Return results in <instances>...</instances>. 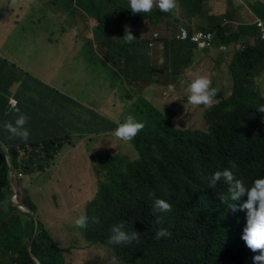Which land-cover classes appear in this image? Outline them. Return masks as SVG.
Segmentation results:
<instances>
[{
  "label": "trees",
  "instance_id": "obj_1",
  "mask_svg": "<svg viewBox=\"0 0 264 264\" xmlns=\"http://www.w3.org/2000/svg\"><path fill=\"white\" fill-rule=\"evenodd\" d=\"M52 3L63 16L69 15L67 23L62 22V33L79 40L80 37L75 36L73 28L95 31L96 44L102 54L99 55L94 50L90 39V43L87 42L90 57L96 61L100 56L106 57L110 62L107 70H110L118 81L123 76L135 77L144 87L140 90L128 87L126 95L122 97L125 102H114L110 95H101L97 102L106 115L101 122H98L94 108L88 110L69 99L70 106L56 108L57 118L48 115L43 121H39L51 125V128L56 130L51 132L50 137L38 141L27 138L14 143L12 136L8 138L13 145L9 148V153L24 206L36 215L32 201L33 193L39 189L36 175H45L59 160L68 142L59 138L57 130L62 131L65 128L67 119L74 123L78 132L86 131L93 122L97 129L93 132L95 137L82 139L80 143L85 142L84 147L93 145L94 149L103 148L101 157H106L109 152L107 142L113 137L108 135L99 140V135L112 133L127 115H132L145 127L143 126L129 142L134 143L140 163H144L146 167L151 160L155 167L164 170L167 182L159 199L170 203L171 209L163 213L154 212L152 208L150 216L153 218H150L146 212L151 207V202L135 192L132 187L134 181L128 180L123 185L126 190L115 192L114 188L122 185V177L118 174L109 175L108 182L100 185L97 198L86 208L85 214L89 217V222L84 235L89 240L109 244L108 236L113 224L123 222L125 229L133 225L134 229L140 232L139 243L112 245L116 258L122 261L126 258L130 264H252L251 257L258 254L259 250L253 253L240 238L244 213H232L227 208V202L218 201L208 207L213 194H223L227 189V185L222 181L210 186L208 177L212 172L224 168L230 169L235 177L245 184H251L254 179L264 176V113L257 111L264 105V97L261 88L256 86L257 70L264 65L262 40L258 38L254 46L245 47L242 54L236 57L233 68L236 78L234 93L229 100L222 101L205 112L208 131L183 132L172 128L171 121L179 116L171 109L172 106L160 105L147 97V87L152 82L150 78L143 77L146 73L153 75V72H157V67L152 65L150 70L131 72L130 66H121L123 56H128L126 61L130 65L145 62L146 56H149L152 35L156 31L164 35L169 30L154 22L156 11L141 13L150 21L149 27H144L149 31V35L140 41L128 42L126 37L130 32L123 24L126 18L122 19L130 13L125 0H52ZM153 7H158L155 2ZM20 22L21 20L10 23V27H17ZM134 22L139 23V19ZM202 28H205L204 25L200 26V29ZM225 28L227 26L220 25L213 28L212 32L225 35ZM230 38L227 37L225 41ZM7 61L0 57V90L6 89V92L0 95V120L6 116L5 124L9 122L8 116L16 118L20 114L32 119L30 111L23 106L20 93L23 89L37 91L35 87L39 82L33 80L36 84L26 85L23 74L17 71L16 65ZM173 62L176 63L168 59L163 67L165 83L177 81L171 71L164 73ZM132 82L135 83L130 80L129 84ZM95 83L101 87L106 81L100 79ZM116 84L114 82V85ZM17 85L21 86L19 97L23 103L19 107L23 108L7 115V89L10 92V89ZM35 94H38V91ZM90 101L93 100L87 99L88 104ZM80 113L91 118L85 121ZM165 122L167 125L163 128ZM25 127H30L28 118ZM161 135H165L168 142L160 139ZM151 143L162 147L158 155L150 151L148 144ZM163 153L170 156L168 167L163 160L155 159ZM93 157L96 159V155ZM98 161L94 163L101 167L100 172L106 163L115 160L106 157L104 162L101 158ZM9 171L8 157L0 147V214L6 208L9 210V218L0 225V264H38L34 256L40 264H69L62 255V248L42 224L39 221L37 223L35 216L19 210L13 203L14 189ZM209 224L208 237L206 227ZM160 228L167 229L168 235L156 239L155 233Z\"/></svg>",
  "mask_w": 264,
  "mask_h": 264
},
{
  "label": "clouds",
  "instance_id": "obj_2",
  "mask_svg": "<svg viewBox=\"0 0 264 264\" xmlns=\"http://www.w3.org/2000/svg\"><path fill=\"white\" fill-rule=\"evenodd\" d=\"M36 1L37 0H31V2H28L27 0H11V1L8 0V3L22 5L23 7H29L30 5L37 3ZM214 1L216 0H125V2L128 3V9L132 14L147 13L151 10L156 11L153 17L154 22L159 23L161 24L160 26L169 29L168 31L165 32L164 35L160 33H154L151 38L150 48H154L155 41L158 42L160 35H161L163 45H164V46L163 45L161 46V49H162L161 51L162 52L169 51V52H167L166 58L163 61V64H160L159 62H157V65H155L154 62L152 64V65H155L156 67L158 66V70H155V71H158L159 73H161V78L158 81L160 85L156 87L158 88L161 87L163 88V90L149 89L148 87L152 84L151 83L147 87V91H148L147 97H149L150 93L154 92L159 97H161L160 101L161 100L169 101L172 99L171 97H173V96L171 97L169 96V91L175 89V87L178 86V88L183 90V93L185 96L187 92L191 94V95H187L186 98L189 99L193 104H201V103H203L202 105L206 104L207 108L203 106V108L206 109L205 112L207 110H210L215 105L221 103L222 101H227L231 98V96L234 93L235 79H236L233 73V68L235 65L234 61L237 56L242 54V52L245 50V47L247 46H242L243 49L240 44L233 46L230 43V40L231 38H239V37L242 38L243 35L247 33V35L251 36L255 41L258 38H260L262 42L264 43L262 39V34L260 33L258 29V23L259 22L264 23V18H263L264 2H258V1L247 2V0H233V2H238L241 5V7L245 10V14L250 20V22L244 21V17L242 14L243 9H242V11L237 14V16L240 18V21L237 23H233V21L230 20L232 14L231 15L217 14L216 7L213 5ZM154 2L156 3L158 7H155V8L153 7ZM37 5L39 4H35V6ZM28 13H31V12H28ZM138 19H139V23L130 22V25L131 26L136 25L138 27L140 24L145 23L146 26L140 27V33L130 32L131 30L128 29L130 32V34L128 33L126 37V40L128 42H130L131 40L140 41L146 35H149V32L148 34L144 33V31L147 30L144 27H149L150 21L146 23L144 22L143 19L141 18H138ZM215 19H220V22L217 23L216 25H210L209 23L211 21H214ZM60 20L62 22L65 21L63 17H61ZM252 20L253 22H251ZM202 25H204L205 27L204 29L203 28L200 29V26ZM220 25H223L224 27L227 26V28H225V35H221L217 32H212L213 28L218 27ZM246 28L248 32L247 30L246 31L244 30ZM199 33L212 34L214 36L213 45L205 49H200L199 46L192 41V39ZM89 35L93 42L92 47L95 50V47L98 48V45L96 44L95 31L89 32ZM227 37H231V38L225 41ZM88 39L90 40V38ZM76 43H77V40L74 39V44L72 46L73 47L72 49L74 50L76 49L75 48ZM178 43H180L182 46H178L177 45ZM118 44L119 43H117V45ZM254 45H255V42L250 46H254ZM150 48L148 50L149 52L148 54L151 57L152 52ZM232 48H236V54L231 63L232 65L228 67L227 71H223V74L220 68L219 79H218V84H217L216 82L212 80V76L214 73L212 74L210 72L216 70L217 67L214 68V65L218 64L217 60L219 58V55L223 53H227V52L230 54V50ZM89 50L90 48L88 45L85 47H82V50L79 52L80 53L79 58H81V60L83 58L87 59L90 70H91L90 68L91 64H92V67L93 66L97 67L100 62L99 60H102L105 63L104 69L107 70V67L110 65L109 59H106V57L104 56H100L98 60L99 62H98L92 59L91 57H89L90 56L88 52ZM84 53H86V55H84ZM67 55H69V50L67 51ZM199 55H202L200 57V60L198 59ZM122 58L126 59L128 58V56H123ZM215 58H217L216 61H214ZM168 59H172L173 61L176 62V63L173 62L171 64H173L175 68L178 67V69H175V71L178 70V72H175V71L174 72L171 71V72L173 73L174 78H177V81L165 83L166 81L164 79L162 72H163V67L165 66ZM197 59L198 61H195ZM206 61H212V63L209 65H206ZM89 69H87V71ZM260 69L261 68L257 70L258 73L256 76V86L262 89L261 84L257 85V79L262 77L260 75V72H261ZM107 71L109 72L108 73L105 72L106 74L111 73L110 70H107ZM103 73L104 72H99L97 74H103ZM224 73L226 74L224 75ZM97 74H93L94 76H96L94 80V84L96 85V90L95 91L90 90L91 94H88V95L93 96L94 101H97V99H99L100 96L104 94H108L113 99H116L114 83L110 81H106V84L100 87L99 85L95 83L96 81L100 80V76H97ZM210 74H212L211 80L213 82L209 79ZM137 82L140 83V86L132 87V89L140 90L144 87L140 81H137ZM214 87L216 88L214 89ZM111 90L112 92H110ZM99 91L102 94L99 93ZM226 91L230 93V96L227 97L224 95ZM18 93H20V91H18ZM166 97H168L169 99ZM32 98L34 101L38 100V97L32 96ZM149 98L153 99L151 97ZM67 100L69 102L67 105L68 107L71 105V101L69 99ZM75 100H80V99H75ZM85 100L86 102H85V105L83 106L86 107L88 110H93L90 104L88 105L86 98L83 100V102ZM156 100L158 101L159 99H156ZM13 101L17 103V106H13ZM10 105L13 108H17L19 106V102L16 99H13V97H11L9 99L8 106L10 107ZM26 105H29V104H26ZM26 105H24L25 108H27ZM163 105H167V104L163 103ZM169 105H172L173 107V104H169ZM47 106L48 105L34 106L38 108H35L34 110H29L30 114H33L34 112H38V111L39 112L44 111L47 114V117L48 115H50L52 118H57L58 113L56 112V108L58 107L62 108V105L52 104L49 106L54 109L55 111L54 115H51L50 109ZM184 111H185V108H184ZM257 111L260 113H264V105L260 106L257 109ZM182 113L183 112L179 113V116H176L173 119V121H171L172 128L178 131H183V132L194 131L190 129L185 130L184 127L181 128L179 125L176 124L178 123L180 119L183 118V117L180 118V116L184 115ZM80 114L85 118V121H88L91 118V116L87 114H83V113H80ZM105 116L106 115L103 112L101 116V120H103ZM59 117L62 118V115L59 114ZM26 118H28L29 122L30 120H32L31 118L25 117L23 114H20L15 118L14 122L5 123L4 127L7 129L8 133L11 136L19 137L24 140H26L27 138L34 140V138L38 137L37 134L41 135L42 138L50 137L51 132L56 131L55 129L53 130L51 128V125H48L45 122H39L42 119H40L39 117H36L35 120L37 121L38 127L42 125L43 128L42 130H37L35 129L36 127L33 126L34 135H33V138H31V135L28 132L30 127L28 129L25 127ZM101 120L99 121L98 119V122H101ZM31 124L32 123L30 122V126ZM149 124H150V120H148V125ZM166 125L167 124L165 122L163 124V128H165ZM143 126L145 127V125H143L142 122L135 119L132 115H127L124 118L123 122L118 124V126L113 130L112 133L110 134L104 133L102 135H99L100 137H98L100 140V138L107 137L109 135L113 137L112 140H115V139H119V140L116 142L112 140L107 142L108 144L107 147L109 149V152L107 153L106 157L109 158V160H115V161H109L108 163H106L105 166H103V168L100 170V172H99V169L101 167L98 165H95L97 175L100 177V179L93 185L92 191L88 193L87 195V199L85 203L83 204V214L75 217L73 221L74 225L77 228L82 230L83 232L82 238L87 243L86 245L91 244L93 242H100V241L89 240L87 236L84 235V230L88 226V222H89V217L85 214V211L88 205L97 198L100 185L108 182L109 175L118 174V175H121L122 177V185L116 188L113 187L115 192L126 190V188H124L123 185H125L128 180L131 179L134 181V186L132 187L135 189V192L138 194H142L144 197L148 198L151 202V207L146 212L150 218H153L152 216H150L152 212V208L154 212H163V213H166L170 211L171 209L170 203H167L166 201L159 199L163 195L162 190L164 189L166 182H167V176L163 172L164 170L155 167L152 164L151 160H149V162L147 163L145 167L144 163H140L139 154H138V151H136L134 143L129 142L136 136V134L143 128ZM65 128L70 129L68 137H64L62 134V131ZM65 128L62 131L57 130L59 132L58 136L59 138L66 139L68 143L70 142L71 137L74 138L73 141H71L70 143V149L66 148L68 144L67 143L61 153L59 160L55 162V165H53L46 174L54 170L59 171L60 168L63 166V162L66 160L69 152L77 149L79 145L81 144L80 142L82 141V139H86L92 136L95 137V135H93V132L97 130L92 122V124L90 125V127L86 129V131L78 132L77 127H75L74 123L70 119L66 120ZM160 139L162 140L165 139L167 141V138L165 137V135H161ZM76 141H79V143H76ZM114 143L121 144V145L117 146ZM113 146H115V148H113ZM126 146H130L132 149L128 153H123L122 148ZM148 146L151 149L150 151L155 152L156 155H158L162 151V147L157 146L155 143L148 144ZM0 147L3 149V151L8 157V164H9V169H10L9 156L11 157V155L9 153V149L6 147L5 142H3L2 140H0ZM4 147L8 150V153L6 152ZM115 150L117 151V155L113 156L112 153ZM106 157L102 159V162L105 161ZM155 159L163 160L165 163V166L168 167L170 156L169 154L163 153L160 157H155ZM11 160H12V157H11ZM9 177H10L12 188L14 189V194L12 196L13 203L15 204L16 207H18L19 210L25 211L27 213L34 215L33 211L30 208L24 206V204L21 202L22 197L19 194V188L16 182L18 180L16 179L15 170L13 167V160H12V174H10V171H9ZM40 177H37L36 175V179L37 178L39 179ZM218 181H222L224 184L227 185L226 192L223 194L221 193L213 194V197L208 207H211L218 201H220L221 203L227 202V208L232 213H237V212L244 213V226H243L240 238L244 242L245 246L248 249H250L253 253H256L257 250H259L258 254H255L251 257L252 264H264V176L254 179L251 182V184H245L241 179L236 178L234 173L230 169L224 168L222 170H217V171L212 172L211 175L208 177V182L210 186L216 184ZM15 194H16L17 201H14ZM35 219L37 220L36 217ZM37 223H38V220H37ZM42 226L52 236L51 232L44 225ZM209 230H210V224L206 227L208 237H209ZM36 232H38V229L36 230ZM167 235H168L167 229L160 228L156 231L155 238L160 239L161 237H166ZM52 238L55 240L53 236ZM139 239H140V232L135 230L133 225L131 228L125 229L124 223L121 222V223L113 224L111 226L110 235L108 236V243L110 245L109 244L107 245L110 246L114 252V248L112 245L132 244L133 242L139 243ZM55 241L62 248L63 250L62 255L65 258V252L68 251L69 249L62 247L61 243H59L57 240ZM34 258L36 259L37 263L40 264L39 260L35 256ZM117 260L119 262H122L123 264H130L126 260V258H125V261H122L120 259H117ZM70 264H73V263L70 261ZM90 264H94V263H90Z\"/></svg>",
  "mask_w": 264,
  "mask_h": 264
},
{
  "label": "rangeland",
  "instance_id": "obj_3",
  "mask_svg": "<svg viewBox=\"0 0 264 264\" xmlns=\"http://www.w3.org/2000/svg\"><path fill=\"white\" fill-rule=\"evenodd\" d=\"M27 1L31 2V0H27ZM45 7L46 8L44 9L42 5L33 6V9L29 11L31 13L26 12L27 13L26 15L28 16L33 14V16L36 18V21L40 22L42 20L43 24L58 23L61 17H63V19L69 17V15H65V14H64L65 16H63V13H60L56 7H49V6H45ZM138 18L143 19L144 22L146 23L148 22L147 16H144L141 13L132 14L130 12L129 14H126L123 17V19L125 20L124 26H127L128 29L131 30L130 32L140 33V27L146 26L145 23L140 24L138 27L136 25L133 26L130 25V22L133 23L134 20H137ZM4 21L7 22L8 20L5 19ZM4 21L3 23H0V40H3L7 36L10 38H16L26 33V24L23 25V29L20 31V29L18 28L16 29V27H10V26L8 27L7 25L3 26V24L5 23ZM219 22L220 19H215L214 21H211L209 24L216 25ZM72 30L75 36L77 35V37H80V39L77 40V43L75 44V48H76L75 50L72 49L73 48L72 45L63 44L64 41L62 39H54L53 41L59 44H47V45H43L42 47L41 46L36 47V45L30 47L27 45L20 44L19 50L15 54L16 56H14L12 59L8 57L9 63L10 64L13 63L14 65H16L17 71L23 74V80L26 85L36 84L33 80H35L36 82L39 81L43 83L41 87L44 90V94L41 95V97H38V100L34 101L32 98V96L37 97L35 95L37 91L28 90V89H24L22 91L20 97L22 98L24 105L26 104L34 105V106L48 105L47 107L50 109L51 115H54L55 114L54 109L49 106L52 104L61 105L60 101L58 99L57 100L55 99L57 94L56 93L57 86L61 90V92L59 93L60 96L72 100L80 99L75 101L82 105H85L86 100L83 102L85 98L88 100H93V96H89L88 94H91L90 90L93 91L96 90V85L94 84V80L96 76H94L93 74H97L99 72H104L103 74H97V76H102L100 77V79H103L105 81H110L112 83L115 82L118 84L115 85L116 99L112 98L113 101L125 102L126 100H123L122 97L126 95L127 88L129 87L132 89V87H139L140 83L137 82L139 81V79L135 77L130 78L129 76H123V78H120V80L118 81L117 77L114 74L111 73L106 74L109 71L104 69L105 63L102 60H100L97 67L95 66L92 67L91 64L90 66L91 70H90L87 59L83 58L81 60V58H79L80 56L79 52L82 50V47H85L87 45V42H89L88 38L91 39L89 35L90 31L89 30L81 31V28H73ZM244 30L246 31L247 28ZM47 32H48L47 30L38 31L37 35L41 37L43 34L47 36V39L49 40L51 37L47 34ZM148 32H149L148 30L144 31L145 34H148ZM155 33L158 32L156 31ZM65 37L67 41H73L75 39L73 37L72 40H69L68 35ZM10 38H7L6 41L7 45H4V47L1 44L5 42L0 41V50H2V52L8 50L9 45L13 47L16 46L17 43H20L21 41L20 40L18 42H13L10 40ZM34 42L35 44H37L39 41L35 40ZM162 45H163V41H162V36L160 35L159 41L158 42L155 41L154 43V48H150L152 52L151 57L153 61L150 56H146L145 62L143 61L140 64L134 63L133 65H130L127 63L125 58H122L121 66L124 67L128 65L130 66L129 70L134 72L136 70L138 71H142L145 69L150 70L153 62L155 63V65H157V62L163 64V61L166 58V54L169 51L162 52L161 51ZM177 45L182 46L180 43H178ZM37 50L41 51L42 53V56H38L39 57L38 62L36 61L37 58H35L33 55V53L38 54ZM68 50H69V55H67L66 52ZM95 50L99 55L102 54L101 50L98 49L97 47H95ZM228 54L229 53L227 52L219 55L217 68L212 76V80L217 84L219 79V70L223 62L228 58ZM84 55H86V53H84ZM216 59L217 58H215L214 61H216ZM87 69L89 70L87 71ZM175 69H178V67L175 68V66L171 64L170 68L167 71H164V73L166 74L168 71L174 72ZM156 70H158V66ZM260 71H261L260 75L262 77L257 79V85L261 84L262 95L264 97V65L261 67ZM225 74L226 73H224V75ZM56 77H58L57 85L53 84V82L55 81L54 79ZM143 78L144 79L150 78L152 84L148 87L149 89L163 90V88L161 87L160 88L156 87L160 85L158 81L161 78V73H159L158 71L155 73L153 72V75L146 73ZM122 80L124 82H122ZM130 80H134L135 83L133 84L132 82L133 85L132 84L130 85L129 84ZM215 88L216 87H214V89ZM10 92L13 99H16L19 102V106H20L22 100L19 97L18 91H15L13 90V88H11ZM4 93H5V88L0 90V95H3ZM99 93L101 92L99 91ZM187 95H191V94L187 92L186 96ZM224 95L228 97L230 96V93L226 91ZM169 96L170 97L173 96L171 97L172 98L171 100L169 101L161 100L162 101L161 102L160 101L161 97H159L156 93L152 92L149 94V97L155 99V101H157L156 99H159L157 102L160 105H163V103L167 105L173 104V107L171 108L172 110H174L178 114L183 112L182 114L184 115L180 116V118L182 117L183 118L180 119L178 123H176L181 128L184 127L185 130L190 129V130L208 131V124L204 116L206 109L203 108V106L207 108L206 104L204 105H202L203 103L193 104L189 99L186 98V96L183 93V90L178 88V86H176L175 89L169 91ZM91 104L95 105V107L92 106ZM19 106L17 108H13L10 105L7 114L10 115L12 111L23 108V106L22 107ZM90 106L95 109L98 115V119L100 121L103 111L99 103L93 100L90 101ZM40 115L44 118L47 117V114L44 111H41ZM144 119L145 118H142V120ZM8 120L9 122H14L15 118H11L8 116ZM30 122L33 124L34 127H36L35 129L42 130L43 126L41 125L38 127L36 120L34 121L32 119L30 120ZM4 125L5 124L0 123V128L1 127L4 128V133L0 135V139H3L5 141L6 139L10 138L11 135L8 133ZM69 130H70L69 128H65L62 131L64 137H68ZM37 135L38 137L34 138V141L41 140L42 136L39 134ZM103 138L105 137L100 138V140H103ZM12 139H13L12 143H14V141L20 142L22 140L21 138L15 136H12ZM73 139L74 138L71 137L70 142L66 146L67 149H70V143L71 141H73ZM12 143L10 142L8 145H6V147L8 149L11 148L13 146ZM76 143H79V141H76ZM83 145H85V142L81 143L77 149L69 152L66 160L63 162V166L60 168L59 171L54 170L46 175H42L37 180L39 189L37 192L33 193L32 195V201L34 202V206H35L34 210L36 213L35 217L37 218L38 221L41 222L42 225H44L51 232L55 240L61 243L62 247L69 249L68 251L65 252V258L68 259V260L66 259V261H68L69 264L70 261L73 264L75 263L76 264H90V263L123 264L122 262H119L117 260L112 248L107 244H103L100 242H93L91 244L86 245L87 243L82 238L83 236L82 230L77 228L73 223L75 217L83 214V204L87 199V195L92 191L93 185L100 179V177L97 175L95 164L93 163L100 160V158L101 159L104 158L101 157V152L103 148L94 149L93 145H91L90 147L87 146L84 147ZM115 145L119 146L121 144H115ZM131 149L132 148L130 146H126L122 148L123 153H128L130 152ZM112 154L113 156H116L117 151L116 150L113 151ZM93 155H96V159H94ZM14 201H17L16 194L14 196ZM8 212L9 210L6 208L0 214V225L5 221V219L9 218ZM21 224L24 225V222L21 221Z\"/></svg>",
  "mask_w": 264,
  "mask_h": 264
},
{
  "label": "crops",
  "instance_id": "obj_4",
  "mask_svg": "<svg viewBox=\"0 0 264 264\" xmlns=\"http://www.w3.org/2000/svg\"><path fill=\"white\" fill-rule=\"evenodd\" d=\"M251 1L264 2V0H247V2H251ZM35 4H39L37 6L42 5V7H44V9L46 8L45 6L54 7L52 0H38L37 3H35ZM35 4H32L29 7H23L22 5L10 4V3H8V0H0V23H3V21L5 19L8 20L7 22L4 21L5 23L3 24V26L7 25L9 27L10 23L19 22L21 20L20 24L16 27V29L18 28L21 31L23 29V25L26 24V33L24 35L16 37V38H10L7 36L3 40H0V41L5 42V43L1 44L2 46L7 45V43H6L7 38H10V40L13 42H18L21 40L20 43H17L16 46L12 47L9 45V49L6 50L5 52H2V50H0V57L2 59L8 60V57H10L12 59L14 56H16L15 54L18 52L20 44L27 45L30 47L36 45V47H38V46H43V45H47V44H59L53 40L54 39H62L64 41L63 44H66V45L70 44L73 46L74 40L73 41H67L66 37H65V36H67V33L66 34L62 33L63 28H62V21L61 20H59L58 23L43 24L42 20L40 22L39 21L37 22L36 18L33 16V14L28 15V16L26 15V12L31 11L33 9V6H35ZM213 5L216 7L217 14H220V15H231L232 14V16H231L232 19H230V20H232L233 23H237L240 21V18L237 16V14L239 12H241L243 8L241 7V5L238 2H233L232 0H216L213 2ZM11 7L12 8L18 7L20 9H12ZM242 14L244 17V21L250 22L249 18L245 14L244 9L242 11ZM67 19L68 18L65 19V21H64L65 23H67ZM251 22H253V20ZM60 24H61V26H60ZM45 30L48 31L47 34L51 37L49 40L47 39V36H45L43 34L41 37H39V35H37L38 31H45ZM68 38H69V40H72L71 36H68ZM35 40H37L39 42L37 44H35V42H34ZM254 42H255V40L251 36H248L247 33H245L242 38H231V40H230V43L233 46L240 44L241 47L242 46H250ZM242 49H243V47H242ZM37 52H38V54L33 53V55L35 58H37L36 61L38 62V60H39L38 56H42V53L39 50H37ZM235 54H236V48H232L230 50V54L228 55V58L223 62L222 66H221L222 74H223V71H227L228 67L230 65H232L231 63L234 59ZM201 56L202 55H199V57H198L199 60H200ZM198 59L195 61H198ZM211 63H212V61H206V65H209ZM217 63H218V60H217ZM65 67H67V66H65ZM216 67H217V64L214 65V68H216ZM201 71H203V70H201ZM214 72L215 71H212L210 73L213 74ZM212 74H210V78H209L210 80H211ZM59 77H60V75H59ZM54 80L55 81L53 82V84L57 85L58 77H56ZM41 85H43V83L39 82V85H37L35 87L36 90L38 91V94H35L37 97H41V95L44 94V90L41 87ZM20 89H21L20 85H17L13 88V90H15V91H20ZM7 91L8 92H7V95L5 97H8V100H9L12 97V95L8 89H7ZM60 92H61V90L57 86L56 96L58 97V100L60 101L62 107H67L69 102L66 98L59 95ZM26 107L28 110H34L33 108H35L34 105H26ZM16 110H18V109H16ZM31 116H32V119L34 121H35L36 117H39L43 121V117L40 115L39 111L34 112L33 114H31ZM5 117L0 120V123L4 124ZM28 132L31 135V138H33V135H34L33 124H31ZM3 133H4V128L1 127L0 128V135ZM0 140L5 142L6 145H8L10 143L9 139H6L5 141L3 139H0Z\"/></svg>",
  "mask_w": 264,
  "mask_h": 264
},
{
  "label": "built area",
  "instance_id": "obj_5",
  "mask_svg": "<svg viewBox=\"0 0 264 264\" xmlns=\"http://www.w3.org/2000/svg\"><path fill=\"white\" fill-rule=\"evenodd\" d=\"M258 29L262 34V39L264 41V23L259 22ZM192 41L197 44L200 49H205L213 45L214 36L212 34L199 33L192 39ZM13 106H17V103L15 101H13Z\"/></svg>",
  "mask_w": 264,
  "mask_h": 264
},
{
  "label": "water",
  "instance_id": "obj_6",
  "mask_svg": "<svg viewBox=\"0 0 264 264\" xmlns=\"http://www.w3.org/2000/svg\"><path fill=\"white\" fill-rule=\"evenodd\" d=\"M4 149L8 153V150L5 147H4ZM9 159H10V174H12V160H11V157L10 156H9Z\"/></svg>",
  "mask_w": 264,
  "mask_h": 264
},
{
  "label": "bare ground",
  "instance_id": "obj_7",
  "mask_svg": "<svg viewBox=\"0 0 264 264\" xmlns=\"http://www.w3.org/2000/svg\"><path fill=\"white\" fill-rule=\"evenodd\" d=\"M263 43V42H262ZM100 45V44H99ZM105 46V45H104ZM109 46V45H108ZM158 46V45H157ZM4 47V46H3ZM103 47V46H102ZM157 48V47H156ZM155 48V49H156ZM118 60V59H117ZM132 72V71H131ZM131 75V74H130ZM142 81V80H141ZM162 102V101H161ZM200 110V109H199ZM200 112V111H199ZM190 118V117H189ZM182 124V123H181ZM190 235H191V233H190Z\"/></svg>",
  "mask_w": 264,
  "mask_h": 264
}]
</instances>
